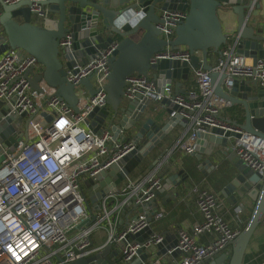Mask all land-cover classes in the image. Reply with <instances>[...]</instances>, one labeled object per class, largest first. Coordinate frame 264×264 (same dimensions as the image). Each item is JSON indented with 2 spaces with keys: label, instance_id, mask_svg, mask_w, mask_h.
<instances>
[{
  "label": "built area",
  "instance_id": "2783aa9c",
  "mask_svg": "<svg viewBox=\"0 0 264 264\" xmlns=\"http://www.w3.org/2000/svg\"><path fill=\"white\" fill-rule=\"evenodd\" d=\"M3 1L13 3L19 0ZM32 1L30 10L39 17L44 16L37 0ZM257 1L248 0L247 10H251ZM186 15L187 12L181 10L160 13V23L156 26L166 40L174 38L175 28ZM59 43L69 46L70 35L67 34ZM115 48L116 43H111L84 64L77 65L76 71L66 70L67 80L75 86L77 111L56 95V88L45 81L38 82V89L30 85L26 71L31 67L33 73L41 72V65L34 56L19 48H8L0 54V100L8 103L17 117L25 113V116L10 122L12 131L5 139L12 137L13 142L5 146L0 143V156H3L0 161V264H60L58 258L70 262L101 249L107 242L121 241L127 233L149 226L146 214L140 213L114 235L111 232V215L120 213L129 202L142 206L154 198V192L162 185L160 178L150 175L134 187L128 185L116 192L109 191L97 210L91 208L80 189L82 176L94 178L99 171L108 169L135 148L132 139L122 143L113 138L109 126L103 125L94 131L89 123V112L107 105L104 87L110 72L108 60ZM194 53L200 55L199 51ZM190 55L185 47L178 50L168 48L153 54L150 64L159 59L189 62ZM193 72L196 87L184 92H175L167 84L158 87L151 75L131 74L125 79L123 98L131 100L138 97L142 101L152 97V101L169 100L176 105L172 114H179L189 129L187 138L180 145L183 154L195 151L198 132H207L211 127L239 132L238 138L229 139L233 141L230 146H225L226 150L236 154L245 167L263 178L264 139L230 126L221 118L220 110L230 107L231 103L214 92L210 73L222 74L221 84L226 88L240 78L259 79V84L264 87V57L254 61L249 56L236 53L231 45H225L211 70L194 68ZM89 75L94 95L80 84V80ZM10 146L14 149L10 150ZM194 192L195 205L202 220L190 231H177L175 248L181 254L177 264H200L204 258L222 251L240 232L224 217L216 192L197 186ZM110 203L114 205L111 211L108 210ZM163 216V211L154 213L157 219ZM234 217L233 221L238 224ZM84 220L88 222L79 227ZM103 220L110 227L107 242L94 246L91 233ZM261 222L264 223V211ZM74 229L77 233L69 237L68 233ZM202 234L210 239L200 242ZM162 239L160 234L152 231L143 246L148 249ZM139 247L126 242L121 250L123 262L128 263L137 256ZM158 263L156 260L154 264Z\"/></svg>",
  "mask_w": 264,
  "mask_h": 264
},
{
  "label": "water",
  "instance_id": "95a60500",
  "mask_svg": "<svg viewBox=\"0 0 264 264\" xmlns=\"http://www.w3.org/2000/svg\"><path fill=\"white\" fill-rule=\"evenodd\" d=\"M32 3V0L13 3L0 0V54L8 48H19L34 56L41 65V72L33 73L31 67L26 71L30 85L38 89V82L45 81L56 88V95L74 111L78 110L75 86L67 80L66 70L76 71L77 65L84 64L99 50L116 43L108 60L110 72L104 87L107 105L89 112V123L94 131L103 125L109 126L113 138L122 143L132 139L135 148L112 163L108 169L99 171L94 178L87 177L84 196L87 203L88 199L91 201L94 210L98 209L109 191L116 192L119 189L118 185L139 167L142 160L176 123L186 125L179 114H172L176 105L169 100L162 101L166 106L172 105L167 108L168 118H161L162 124L159 125L151 117L153 109H150L149 104L152 97L142 101L138 97L124 99L123 88L127 76L134 73L151 75L158 87L164 84L172 86L173 80L181 77L182 72L188 76L190 68L211 70L212 65L207 62L209 53L220 54V47L229 42L236 53L249 56L254 61L264 43V0H258L251 10H247L248 0H37L36 3L41 6L45 16L57 15L53 27L34 23L33 18L38 15L30 10ZM222 6L229 7L237 17L235 32L232 31L231 35L222 30L218 16V9ZM164 10L187 12L185 19L175 28L174 38L171 40H166L156 26L160 23V13ZM249 19L250 24L247 25ZM67 34L71 37V44L61 46L59 42ZM180 46L191 54L189 62L159 59L155 64H150L153 54L168 48L177 50ZM195 51L200 52L201 59ZM223 78L218 72L210 73L214 92L234 106L233 114L236 119L227 120L228 124L264 139V87L259 84V79H236L230 88H223ZM80 84L90 95L95 94L91 75L82 78ZM179 87L180 83H174L175 92H183ZM23 116L25 113L17 117L11 112L10 105L0 100L2 146L13 142L12 137L5 139L12 131L10 122ZM239 136L240 133L234 130L211 127L207 132L197 133L195 151L192 154L197 158L202 153L211 156L214 148L225 147L229 139ZM13 149L10 146V150ZM1 150L0 146V152ZM2 158L0 156V161ZM204 162L210 165L208 159ZM253 174L255 182L252 183L251 191L255 203L243 229L229 243L230 252L220 251L204 258L200 264H242L248 242L261 223L264 211V177L261 178L255 172ZM160 191L156 190L154 198L142 205L152 206L153 210L146 215L149 223L157 210L155 198ZM87 207L90 209L89 205ZM138 211L142 212V208ZM93 219L94 216L91 220ZM87 222L84 220L79 227ZM151 234L152 229L147 226L135 233H127L121 241L107 242L101 249L81 255L73 261L66 262L62 258H58V261L60 264H143L155 256L180 252L175 248L177 240L172 245L166 243V238L148 249L145 248L143 245ZM126 242L140 246L134 262L125 263L122 260L121 250Z\"/></svg>",
  "mask_w": 264,
  "mask_h": 264
},
{
  "label": "crops",
  "instance_id": "0c3cea01",
  "mask_svg": "<svg viewBox=\"0 0 264 264\" xmlns=\"http://www.w3.org/2000/svg\"><path fill=\"white\" fill-rule=\"evenodd\" d=\"M218 16L222 23V30L229 35H231L232 31L234 33L237 23L236 14L229 7L222 6L218 9ZM56 17V14H49L48 16L44 15L42 17L36 16L33 20L36 24L53 27ZM246 24H250V19ZM226 45L232 46L230 42ZM181 48L183 46H180L178 49ZM199 57L201 59L200 55ZM218 57V53H209L207 62L213 66ZM258 57H264V43L259 48ZM193 71L194 68H190L188 76L182 72L181 77L173 80L172 87L174 88V83H180L179 88L183 92L195 88L196 84ZM221 87L225 88L224 85H221ZM171 105L168 104L166 106L165 102L162 101H152L149 104L150 109H153L151 117L159 125L162 124L161 118H168L167 108L171 107ZM233 110L234 106L223 107L220 110L221 118L226 121L229 119L235 120L236 117L233 114ZM188 134L189 129L187 125L176 123L165 138L142 160L139 167L118 185L119 188L128 185L134 187L150 175L161 179V191L155 198V206L158 211H163L164 216L157 219L152 214L149 227L153 233H158L163 238H166L167 244L172 245L177 240V231L179 229L190 231L194 224L202 220L201 214L195 205V186L216 192L222 206L224 217L233 227L240 231L247 222L255 203L254 194L251 191L252 183L255 182L253 172L245 168V165L236 154L226 150V147L230 146L233 140L229 141L226 147L218 146L214 148L211 156L202 153L201 157L197 158L194 154H183L180 150V145L187 138ZM206 159L209 160L210 165L204 162ZM86 180L87 177L83 176L82 185H84ZM88 204L93 208L89 199ZM111 206H108L109 211L113 209L114 205L112 204ZM140 208H142V212L140 213L146 215L153 210L150 205H145L144 207L138 205L134 207L133 203H131L126 205L115 216V213L112 214L111 232L114 235L119 234L133 218H136L135 216L140 214L138 211ZM234 216L237 218L238 224L233 221L232 217ZM109 232L110 227L107 221H100L99 228L91 233L93 245L99 246L105 244ZM209 239V236L205 234L199 236L200 242H207ZM222 251L229 253L230 247L227 246ZM180 256L181 254L179 252H176L174 255L167 253L158 257H152L143 264H154L156 260L159 261L158 264H177ZM135 258L137 256L131 262H134ZM242 264H264L263 222L253 232L246 247Z\"/></svg>",
  "mask_w": 264,
  "mask_h": 264
},
{
  "label": "rangeland",
  "instance_id": "374dc122",
  "mask_svg": "<svg viewBox=\"0 0 264 264\" xmlns=\"http://www.w3.org/2000/svg\"><path fill=\"white\" fill-rule=\"evenodd\" d=\"M81 184H80V189L83 192V194L85 195L86 189L85 186L82 185L83 184V176L80 178ZM77 233V229L72 230L70 233H68L69 237L74 236ZM230 252V251H229Z\"/></svg>",
  "mask_w": 264,
  "mask_h": 264
},
{
  "label": "trees",
  "instance_id": "16d2710c",
  "mask_svg": "<svg viewBox=\"0 0 264 264\" xmlns=\"http://www.w3.org/2000/svg\"><path fill=\"white\" fill-rule=\"evenodd\" d=\"M222 48H224V46H221V47H220V50H221Z\"/></svg>",
  "mask_w": 264,
  "mask_h": 264
}]
</instances>
